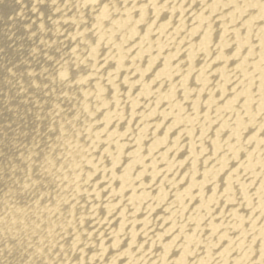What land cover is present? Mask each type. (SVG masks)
Here are the masks:
<instances>
[{"label": "bare ground", "instance_id": "1", "mask_svg": "<svg viewBox=\"0 0 264 264\" xmlns=\"http://www.w3.org/2000/svg\"><path fill=\"white\" fill-rule=\"evenodd\" d=\"M0 264H264V0H0Z\"/></svg>", "mask_w": 264, "mask_h": 264}]
</instances>
